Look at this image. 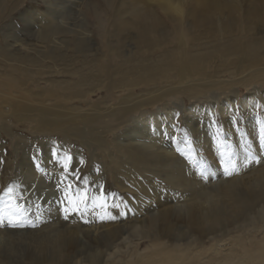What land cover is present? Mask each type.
Returning <instances> with one entry per match:
<instances>
[{
    "label": "bare ground",
    "instance_id": "bare-ground-1",
    "mask_svg": "<svg viewBox=\"0 0 264 264\" xmlns=\"http://www.w3.org/2000/svg\"><path fill=\"white\" fill-rule=\"evenodd\" d=\"M83 1L78 0L77 4H83ZM115 1L117 0H104V5L108 10L105 18L109 14L108 27L105 28L103 25L106 22L105 19L97 23L98 28L108 35V49L94 57L87 67L74 60L65 59L58 50L47 47L52 37L58 39L56 35L63 33L60 27L61 22L55 23L51 20L41 22L43 28L39 35V42L46 48V51H42L43 55L38 57L31 54H14L8 49L11 45L0 44V117L5 111L11 110L7 119H13L16 124H28L34 137L41 134L48 138L56 137L64 141L73 140L79 143H86L90 138L93 146L101 151L97 160L102 161L107 167L114 181L119 180L117 182L119 185L116 183V187L120 190L136 192L133 205L143 206L149 202L145 209L146 218L142 220V223L139 222L140 226L135 225L134 227L133 225L134 232L138 233V229L140 230L137 235L139 240L150 238L149 247L138 253L139 243H136L133 246V253L111 264H186L193 253V250H190V244L173 245L162 242V239L167 238L173 232L180 231L179 224H187L194 232L203 236L225 230L227 227L236 229V233L240 234L239 229L242 227L236 225L239 222H245L246 228H254L257 221L264 222L263 214L259 213L254 216L253 213L257 202L264 199V168L256 170L251 177L249 176L250 179L246 178L249 180L239 178L242 170L239 174H233L230 179H226L223 169H214L216 166L212 164L210 167L214 168L209 169L212 171L210 180L207 182L206 179L204 182L199 180L200 176L198 178L196 173L191 171V165L187 164L189 161H184L185 158L181 157L179 151L178 153L175 151L174 146L169 148L162 132L158 131V126L157 130H152L153 133H157V136H153L154 139L146 133L135 141L128 139V144L124 148L110 146L105 138L118 130L121 125L143 119L141 116L143 112L153 106L176 100L177 94L190 93L185 94L188 99H199L209 91L226 93L235 89H245L255 83H264V45L259 43L264 42V37L251 39L250 36L257 27L264 25V20H260L258 16L259 9H264V0H251L245 15L241 11L240 2L242 0H118L117 5ZM11 3L10 0H0V22L16 11L15 4L11 5ZM71 4L77 7L76 3ZM124 12L128 14L127 19L122 16ZM237 19L246 23V29L244 34L235 40H248V42L246 44L230 43L224 46L222 43L223 28L232 25ZM168 25L179 31L184 30V26H190L194 33L191 44L186 46L192 51L187 55L190 58L186 56L185 59L178 58L176 62H172L170 54L174 50L164 48L161 52V47L155 49V43L165 36L164 32ZM130 31L134 32L135 51L125 55L123 52V48L127 46L125 34ZM261 32L264 33V30ZM8 34L7 30L1 32V36L5 39L9 37ZM203 37L215 39L208 40L206 43L195 39ZM185 38L183 37L182 41ZM86 42L81 38L74 39L73 45L76 52H83ZM211 54H214L217 60L225 56L234 59L227 61L226 69L223 68L225 65L223 63L212 64L209 69L207 60ZM66 61H69L70 65ZM62 65L69 68H62ZM52 69L53 71L50 72ZM57 77H60L59 81H55ZM39 81H45L46 84L39 86ZM208 81L213 83L209 85ZM100 91L104 97L114 92L121 94L113 108H109L102 114L93 116L87 111L81 112L79 107L88 106L89 109L95 107L91 96ZM61 99L68 100L71 108L60 113L51 112V109L57 107L53 101ZM21 101L27 103V110L21 105ZM48 102L51 103L48 104ZM245 105L247 104L244 103L243 106ZM220 112L224 114L226 108H221ZM50 114L54 116L52 119L48 118ZM105 117L110 119L105 120ZM80 122L91 124L94 128L87 132L81 128L83 124ZM226 122L229 126L230 122ZM97 123H102V126L98 127ZM197 126L200 127L193 129L196 135L198 134L203 140H209L211 130L208 121L198 122ZM146 128L147 126L142 128L144 132L147 131ZM13 131H18L17 127L15 129L0 127V137L13 136L17 139L19 134H14ZM247 136L246 143L241 144V141L234 139L232 144L233 154L241 161L245 146L252 151L257 150L254 143L256 137L254 129H249ZM109 147L112 150L113 162L107 163L106 155ZM204 149L205 154L213 160L212 163L217 165L220 161L219 154L213 152L210 146ZM92 159H94L93 156ZM51 160L52 153L49 152H44L43 155H30L27 160L22 159V164L27 168L24 180L28 186L31 188L34 186L40 191L45 190L47 188L45 187L46 176L43 172L45 170L51 178L52 176L54 179L58 178L59 167L53 165ZM37 163L41 164V168H37ZM213 182H216L215 185L207 188V183L210 186ZM160 185H165L175 191L179 190L181 193L185 192L184 196L174 197V199L168 197L160 201L162 197ZM154 199L160 203L153 204ZM252 214L254 217L251 216ZM138 220L139 218L133 221L136 223ZM104 221L109 225L92 224L91 227L82 229V233L88 235L93 231L95 235L102 234V238L105 237V246L113 247L111 245L118 236L113 224L115 220L109 217ZM56 232L55 229L53 233ZM78 234L77 229L73 227L66 229L65 232H59L56 236L58 240L54 239L56 237L53 235L43 236L48 237V240H44L46 244L48 243L44 249L49 250L52 256L49 257L52 258L50 264L73 261L71 253L77 252L78 246L84 244L82 240H79L82 236L79 237ZM261 234L259 241L252 243L250 236L244 237L246 241L244 239L235 240L233 249L226 256V261L241 264H264V231ZM40 237L38 240H43ZM2 241L4 238L0 231V246L4 243ZM245 245L247 250L244 249L237 258L233 250L245 248ZM8 251L11 254V250ZM43 251L38 247L35 262L42 263L39 260H43ZM64 252L67 253L65 254L66 261ZM0 264L5 263L0 260Z\"/></svg>",
    "mask_w": 264,
    "mask_h": 264
},
{
    "label": "rangeland",
    "instance_id": "rangeland-1",
    "mask_svg": "<svg viewBox=\"0 0 264 264\" xmlns=\"http://www.w3.org/2000/svg\"><path fill=\"white\" fill-rule=\"evenodd\" d=\"M10 1H12L11 5L15 4L16 11L12 13L9 18L0 22V44L11 45L8 49L14 54H31L36 57L43 55L41 52L46 51V48L39 42V35H41L43 28L41 22L50 20L55 23L61 22L62 24H60V27L63 29V33L56 35L58 39L52 37L51 42L47 47L49 49L58 50L65 59L68 58L74 60L79 62L80 65L84 64L87 67L92 63L94 57L108 49V35L102 31V29H99L97 24L99 20L105 19L106 22H104L103 25L105 28L108 27L107 21L109 14H107L105 18V14L108 10L104 5V0H84L83 4L79 3V5L77 4L78 0ZM119 1H115L116 5ZM250 1L251 0H242L240 2L241 11L244 15ZM71 3H76L77 7H74ZM122 16L125 19L128 18L126 12H124ZM258 16L260 20H264L263 8L259 9ZM245 29L246 23L244 24L243 21H238V19L232 25L223 28V45L226 46L230 43L246 44L248 40H235V38H240L244 34ZM3 30L9 32V37L6 39L1 36ZM263 30L264 25L261 24L250 35L251 39H256L261 36L264 37V33L261 32ZM164 33L165 36L155 43V49L161 47V52L164 51V48L174 50V52L170 54L172 62H176L178 58L185 59L189 52H192L186 47L191 44L192 38L194 37V33L190 26H184V30L179 31V29L168 25V28H166ZM160 35L162 36L164 34ZM183 37H186L184 41H182ZM78 38L87 41L86 47L81 53L76 52L75 46L73 45L74 39L76 40ZM125 38L127 39V46L123 48V52L127 55L130 52L135 51L134 32H127ZM195 39L202 43H206L208 40L213 41L215 38L203 37ZM259 43L264 45V42ZM233 59L234 58L225 56L217 60L216 56L211 54L207 63L209 64V69L210 65L220 63L225 64L223 68L226 69L227 61ZM66 63L70 65L69 61H66ZM61 67H65V69L69 68L63 65ZM52 71L53 69L50 70V72ZM59 80L60 77L55 79V81ZM207 83L211 85L213 82L208 81ZM43 84H46V82H38L39 86H42ZM120 94L121 93L119 92H114L107 94L104 97L102 91L96 92L91 96V100L95 102V107L89 109L88 106H83L79 107V110L81 112L87 111L93 116L102 114L109 108H113V105L116 103L117 98L120 97ZM185 94L190 93L177 94V99L171 101V103L153 106L151 109L143 112L141 115L143 119L140 118L136 121L128 122L124 126L121 125L118 130L112 132L111 135H107L105 139L109 141L110 146L124 148L128 144V139L135 141V139L142 137L146 133H148V136L151 139H154L153 136H157V133H153L152 130H157L158 126V131L162 132L164 140L166 139L165 142L168 143L169 148L174 146L176 149L174 150L176 152L179 151L181 157L185 158L184 161H189L187 164L191 165V171L195 172L198 178L200 176L199 180H203L204 182H206V179L207 182L210 180L209 178L211 177L212 172L210 171V168L216 166L214 169H223L220 166V163L215 165L212 163L213 160L205 154L204 148L207 146H210L213 152L219 154L220 158L223 156L226 161L228 155L230 153L233 154L234 148L232 144L234 139L241 141V144L246 143L248 141L247 135L249 129H254L256 133L254 141L256 148L258 149L259 146L264 145V141L260 138V124L264 123V83H255L245 89H235L226 93L209 91L199 99H188ZM53 102L56 103L57 107L51 109V112L60 113L71 108L66 99ZM20 103L27 110V103L25 101H21ZM49 103L51 102H48V104ZM244 103L247 105L243 106ZM221 108H226L224 114H221ZM10 111H5L0 117V127H10L12 129L17 127L18 131L13 132L14 134H19V136L17 139L13 136L0 137V208H4L9 202L13 206L19 202V204L26 210L28 216L22 227H0V231H2L4 238V241H2L4 243L0 246V257L2 256L0 260L5 264L11 261V264H50L52 263L50 262L52 261V258L49 257L52 256L50 255L49 250L44 249V246L48 245L44 240H48V237L46 238L43 236L53 235L56 237L59 232H65L66 229H72L73 227L79 232V237L82 236L79 240H82L84 244L78 246L76 250L77 252L71 253L73 256L72 262H64L63 264H111L113 261H119L120 259H123L125 255L133 253V246L136 243H139L138 253L145 251L150 245V238H142L139 240L140 238L137 235H139L138 233L140 230L138 229V233L136 231L135 233L133 225L134 227L140 226L141 224L139 222L142 223V220L146 218L147 213L145 209H147L149 202H146L143 206H140V204L133 205L132 202L135 199L136 192L120 190L116 187V183L119 180L114 181L108 172L107 167L103 165L102 161L97 160L101 151L93 146L92 140L89 138L86 143H79L73 140L64 141L63 139L56 137L48 138L41 134L34 137V133L30 132V128H28V124H16L13 119H7ZM27 114L31 116L28 112ZM53 117L52 114L48 116L49 119H52ZM104 119L108 120L110 118L105 117ZM207 121L210 126L211 136L209 140H203L198 134L196 135L193 129L200 127L197 126L198 122ZM226 121L230 122L229 126ZM80 124L83 123L80 122ZM96 125L100 127L102 126V123H97ZM144 126H147V131L145 132L142 129ZM230 127H232V129ZM81 128L89 132L94 126L91 124H83ZM17 146L19 148H16ZM54 147H59L62 152L71 153L72 168L80 169L79 174L81 177L86 178L91 195L98 197L97 203L104 204L106 200L108 206L116 204L119 205V207L98 208L95 211L89 208L87 213L83 216L72 212L70 209L69 219L65 220V213L58 210L59 205L55 202L56 197L59 195L56 188L58 178L54 179V176H52V180L51 175L49 176L48 171L45 170L43 171L44 176H46L45 187L47 188L45 190L41 189L40 191L35 189L34 186L32 188L28 186L24 180L27 168L22 164V159L27 160L30 155L35 154L43 155L44 152L52 153ZM261 150H264V148ZM92 156L94 159H92ZM106 156L107 163L113 162L111 147H109V152ZM81 160L83 161V164L79 163ZM38 165L40 166L41 164L37 163V166ZM211 165L214 167H210ZM206 166L208 167V173L202 177L201 169ZM260 168L263 169L264 164H253L243 168L244 170L240 169L239 171H242L239 174V178L249 180V176L251 177L253 173ZM242 175L245 176L243 177ZM232 176L233 175L226 176V179H230ZM234 176L237 177L238 175ZM158 181L162 182L163 180ZM79 183L83 185L85 180L81 179ZM215 183L216 182L211 183L210 186L209 183H207L206 186L207 188H211ZM160 187L162 194V197L160 196V201H163L168 197L174 199V197L184 196L185 193H181L179 190L175 191L165 185H160ZM46 197L49 198L47 199ZM45 200H47V202H45ZM156 200L157 199H154L152 201L155 205L160 203L156 202ZM39 208L41 211L38 210ZM120 213L124 214L121 215ZM253 213L254 216L259 213L264 215V199L257 202ZM46 214L47 216H45ZM133 215L137 216L134 217ZM113 216L115 217V221H113L116 228L115 232L118 234L117 240L111 245L113 247L105 246V237L102 238V234L97 233L95 235L93 231L88 235L82 233V229H87L88 227H91L92 224H96V226L101 224L103 226L109 225L104 220ZM251 216L254 217L253 214ZM137 218H139V220L135 223L133 220ZM263 219L264 217L262 220ZM255 224L254 228H249L248 226V228H246L245 222H239V224L236 225L242 227V229H239V231H241L240 234L239 232L236 233V229L233 230L232 227H227L225 230L203 236L194 232L187 224V226L185 224H179L181 230L173 232L167 238H163L162 242L173 245L190 244V250L192 249L193 253L186 264H241L237 262H227L226 256L229 254L230 250L233 249V243L235 240L244 239L246 241L247 236H250V239L252 237L251 243L259 241L262 235L261 233L264 231V222L257 221ZM122 226H125V228H122ZM158 226H160V224ZM53 228L56 229V233H53L55 231ZM4 229L7 230L5 231ZM157 231H159L158 227ZM245 236L246 238H244ZM39 237L43 238V240L39 241ZM57 238L58 237L54 239ZM49 239L51 240L52 238ZM53 241L55 242V240ZM6 243L8 244L7 246ZM40 244L42 245L40 246ZM52 244L54 245L53 242ZM37 245L44 250L42 254L43 260H39L42 263L35 262L34 260L38 255ZM244 249L247 250L246 245L245 248L234 249L233 253H235V256L238 258ZM8 250H11V254ZM7 252L9 253L7 254ZM65 254L67 255V253L64 252L63 254L64 260L66 261ZM10 255L13 257L12 260Z\"/></svg>",
    "mask_w": 264,
    "mask_h": 264
},
{
    "label": "snow or ice",
    "instance_id": "snow-or-ice-1",
    "mask_svg": "<svg viewBox=\"0 0 264 264\" xmlns=\"http://www.w3.org/2000/svg\"><path fill=\"white\" fill-rule=\"evenodd\" d=\"M260 138L264 141V123L260 124ZM262 148H264V145L259 146L256 151H252L249 147L245 146L242 161L232 153L228 155L226 161L221 156L219 163L223 168L224 175L239 174V170L242 168L264 162V150H261ZM51 163L57 165L60 170L58 183L56 184L59 195L56 197L55 202L59 205L58 210L65 213V220L69 219L70 209L72 212L83 216L89 208L95 211L98 208L119 207L116 204L108 206L106 200L104 204L97 203L98 197L91 195L86 178L81 177L79 174L80 169L72 168L71 153L62 152L59 147H54ZM79 163L83 164V161L81 160ZM37 167L40 166L38 165ZM207 173L208 167H203L201 169V176L203 177ZM81 179L85 180L83 185L79 183ZM120 214L123 215L124 213ZM27 216L26 210L19 202L15 206L9 202L4 208H0V227H22L27 220ZM110 218L115 219L114 216Z\"/></svg>",
    "mask_w": 264,
    "mask_h": 264
}]
</instances>
